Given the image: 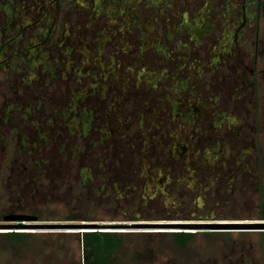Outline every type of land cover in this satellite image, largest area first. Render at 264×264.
Instances as JSON below:
<instances>
[{
	"label": "rangeland",
	"instance_id": "rangeland-1",
	"mask_svg": "<svg viewBox=\"0 0 264 264\" xmlns=\"http://www.w3.org/2000/svg\"><path fill=\"white\" fill-rule=\"evenodd\" d=\"M89 223L145 224L119 264H264V0H0V264H83L23 228Z\"/></svg>",
	"mask_w": 264,
	"mask_h": 264
},
{
	"label": "trees",
	"instance_id": "trees-1",
	"mask_svg": "<svg viewBox=\"0 0 264 264\" xmlns=\"http://www.w3.org/2000/svg\"><path fill=\"white\" fill-rule=\"evenodd\" d=\"M127 233L87 232L81 234L83 247V264H119V248L123 236ZM13 241H19L28 235L9 233L6 235ZM174 242L183 246L194 237L193 233H171Z\"/></svg>",
	"mask_w": 264,
	"mask_h": 264
},
{
	"label": "water",
	"instance_id": "water-1",
	"mask_svg": "<svg viewBox=\"0 0 264 264\" xmlns=\"http://www.w3.org/2000/svg\"><path fill=\"white\" fill-rule=\"evenodd\" d=\"M11 220L14 221H22L27 220L24 216H15ZM145 224H97V223H89V224H79V225H55V224H39V225H22L28 226V228L23 229H82L81 232H114V233H126L129 229L140 228L139 226H144ZM148 226V225H147ZM156 226V225H154ZM170 226H200V225H181V224H172ZM144 228V227H142ZM0 229H13L9 225H1Z\"/></svg>",
	"mask_w": 264,
	"mask_h": 264
},
{
	"label": "flooded vegetation",
	"instance_id": "flooded-vegetation-1",
	"mask_svg": "<svg viewBox=\"0 0 264 264\" xmlns=\"http://www.w3.org/2000/svg\"><path fill=\"white\" fill-rule=\"evenodd\" d=\"M242 19H243V20L245 19V21H246L247 18H245V16H244L243 18L240 19L241 25H242V26H246L245 23H242ZM240 30H241V29H240Z\"/></svg>",
	"mask_w": 264,
	"mask_h": 264
}]
</instances>
